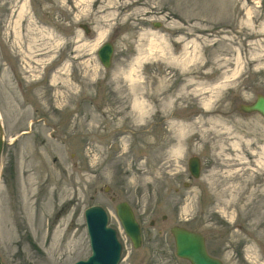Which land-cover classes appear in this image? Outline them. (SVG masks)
I'll list each match as a JSON object with an SVG mask.
<instances>
[{
	"label": "rangeland",
	"instance_id": "374dc122",
	"mask_svg": "<svg viewBox=\"0 0 264 264\" xmlns=\"http://www.w3.org/2000/svg\"><path fill=\"white\" fill-rule=\"evenodd\" d=\"M106 41L109 69L98 57ZM133 68L151 106L144 120ZM259 94L264 0H0L3 264L86 259L85 210L97 204L124 245L119 264L173 255L171 238L165 250L151 239L175 223L202 231L225 264H264V118L240 109ZM187 120L174 154L175 124ZM192 156L202 160L197 179ZM121 201L142 224L138 249L117 216Z\"/></svg>",
	"mask_w": 264,
	"mask_h": 264
},
{
	"label": "water",
	"instance_id": "95a60500",
	"mask_svg": "<svg viewBox=\"0 0 264 264\" xmlns=\"http://www.w3.org/2000/svg\"><path fill=\"white\" fill-rule=\"evenodd\" d=\"M86 33L91 30L86 24L81 25ZM155 27H161V23H155ZM114 44L111 41L103 43L98 50V57L105 68L112 65ZM244 113H259L264 117V95L259 94L251 104H243L240 107ZM4 128L0 114V170L4 150ZM189 170L194 178L201 175V160L192 157L189 161ZM125 233L131 239L133 246L139 248L142 245V230L135 212L127 201H121L116 206ZM88 234L92 254L87 259H82L74 264H118L122 257L123 244L118 237L116 228L109 226V215L105 207L93 205L85 210ZM172 233L176 241L177 254L189 260L192 264H225L221 259L208 253L206 239L201 232L189 230L183 227H173ZM0 264H3L0 258Z\"/></svg>",
	"mask_w": 264,
	"mask_h": 264
},
{
	"label": "bare ground",
	"instance_id": "6f19581e",
	"mask_svg": "<svg viewBox=\"0 0 264 264\" xmlns=\"http://www.w3.org/2000/svg\"><path fill=\"white\" fill-rule=\"evenodd\" d=\"M80 1H86V0H80ZM104 36L103 33L100 34L99 38H102ZM143 46L140 47L141 51H144ZM170 50V46L168 45L167 47L162 46V51L159 52V54L161 53V57L163 58L165 55V51ZM167 54L169 55V51L167 52ZM137 66H139V64H137ZM136 69H132L130 70L129 74H128V79L130 82L133 83L132 86H130L131 90L135 95V99H134V108L138 111V118L140 120H144V118L149 114V110H150V104L149 99H148V94L145 91L146 86L144 85H136L135 83V76H133V72ZM162 82V81H161ZM137 91L140 92L139 96L137 94ZM150 95V94H149ZM202 106H204V108H209L210 106V100L208 99H204L201 103ZM261 115V114H260ZM264 118V117H263ZM218 120H221V118H219ZM175 128H176V141H175V145L172 148V152L174 154H179L181 152H183V146L185 144V138L188 135V130L191 128L192 129V125L189 123V121H181V122H177L175 124ZM233 145L236 146L237 143L233 142Z\"/></svg>",
	"mask_w": 264,
	"mask_h": 264
},
{
	"label": "flooded vegetation",
	"instance_id": "af4514ba",
	"mask_svg": "<svg viewBox=\"0 0 264 264\" xmlns=\"http://www.w3.org/2000/svg\"><path fill=\"white\" fill-rule=\"evenodd\" d=\"M4 24V23H3ZM4 26V25H3ZM2 32H4V29H2ZM32 133V130L31 129H29V128H27V129H21L17 134H16V138L17 139H21V138H23L24 136H26V134H31ZM16 139V140H17ZM193 157V156H192ZM190 159H191V157L188 159V166H189V161H190ZM191 175V174H190ZM185 186L187 187V186H189V183H185ZM163 220H164V222H166V221H168V217L166 216V215H164L163 216ZM151 224H154V221L152 220L151 221ZM187 224H189V223H187ZM187 224H185V223H175L170 229H168V228H166V227H163V228H161V229H159L158 231H159V233H158V236L160 237V238H158V239H151L153 242H155V243H158L159 242V240H161V241H164L165 243L163 244V247H162V250H165V246L166 245H168V241H169V239L171 238L172 239V241H173V246H174V252H173V255H168L166 252H163V251H154L155 252V257H154V259L152 260H150V262H149V264H161L162 262H163V260H170L172 263H174V264H192L189 260H187V259H184V258H182V257H180L178 254H177V249H176V241H175V237H174V235H173V233H172V228L174 227V226H180V227H185V228H187V229H190V230H194V231H197V232H201L203 235H204V237H205V239H206V245H207V250H208V253L211 255V256H213V257H215V258H218V259H221V260H223L220 256H219V254L217 253V252H215L212 248H211V246H210V244H209V238L202 232V231H199V230H197V229H195V228H193V227H191L190 225H187ZM170 245V244H169ZM160 248H161V246H160ZM159 258H160V260H159ZM123 259V258H122ZM225 263V262H224Z\"/></svg>",
	"mask_w": 264,
	"mask_h": 264
}]
</instances>
